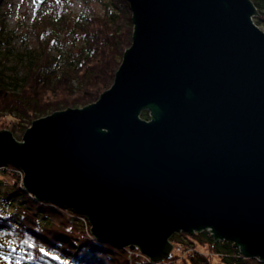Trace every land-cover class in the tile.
<instances>
[{
    "label": "water",
    "instance_id": "obj_1",
    "mask_svg": "<svg viewBox=\"0 0 264 264\" xmlns=\"http://www.w3.org/2000/svg\"><path fill=\"white\" fill-rule=\"evenodd\" d=\"M42 4L45 0H37ZM133 36L98 100L0 130V166L153 261L207 230L264 260V30L251 0H127ZM149 112L150 119L141 117Z\"/></svg>",
    "mask_w": 264,
    "mask_h": 264
},
{
    "label": "trees",
    "instance_id": "obj_2",
    "mask_svg": "<svg viewBox=\"0 0 264 264\" xmlns=\"http://www.w3.org/2000/svg\"><path fill=\"white\" fill-rule=\"evenodd\" d=\"M84 1L98 2L102 12L47 14L37 22V45L14 54L4 7L8 0H0V130L11 131L17 140L35 119L91 104L114 82L132 43L129 2ZM251 1L258 12L254 21L264 27V0ZM141 117L150 119L149 112ZM18 170L0 166V264H264L207 230L174 233L170 257L153 261L134 245L97 239L87 218L71 208L36 199Z\"/></svg>",
    "mask_w": 264,
    "mask_h": 264
},
{
    "label": "rangeland",
    "instance_id": "obj_3",
    "mask_svg": "<svg viewBox=\"0 0 264 264\" xmlns=\"http://www.w3.org/2000/svg\"><path fill=\"white\" fill-rule=\"evenodd\" d=\"M4 7L8 13L7 21L9 30L12 32V51L14 54L37 45V22L47 14L59 15L66 13L79 16L100 14L102 12V7L98 2L84 0H45L42 4L38 3L37 0H8ZM261 28L264 30V27ZM66 40L71 41L70 38ZM14 64L15 60L12 59L11 65ZM16 67L19 71L22 70L21 64H17ZM18 171L23 176V172ZM179 239H182V236H179ZM171 243L173 244L172 241Z\"/></svg>",
    "mask_w": 264,
    "mask_h": 264
}]
</instances>
